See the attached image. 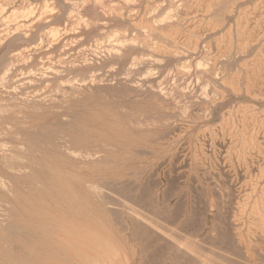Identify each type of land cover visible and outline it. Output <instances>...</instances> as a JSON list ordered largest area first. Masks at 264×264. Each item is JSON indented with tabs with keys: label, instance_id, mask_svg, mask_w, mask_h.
<instances>
[{
	"label": "rangeland",
	"instance_id": "rangeland-1",
	"mask_svg": "<svg viewBox=\"0 0 264 264\" xmlns=\"http://www.w3.org/2000/svg\"><path fill=\"white\" fill-rule=\"evenodd\" d=\"M73 1L82 0H54L53 4L48 0H0V75L4 77V82L0 77V86L5 84L3 91L0 87V98H4L0 99V149L4 146L8 154L0 162L4 185L3 190L0 187V264H105L101 252L97 260V242L112 235L113 225L126 226L127 220L144 221L141 215L171 210L177 194H194L193 203L201 205L212 193L219 209L245 208L249 217L264 212V77H260L264 76V0H185L177 4L182 11L177 17V10L165 0H93L95 12H85L86 18L70 22ZM109 8L121 10L123 20L115 18ZM41 12L53 23L30 26ZM88 19H95L93 28L86 25ZM164 19H169L172 31L162 37L157 31L151 33L149 26L164 25ZM110 41L120 42L121 48ZM32 45L40 47L34 54L29 52ZM107 46L114 50L108 51ZM23 49L24 60H18L14 54ZM145 56L151 57L147 60ZM60 59L77 61L71 68L60 65ZM221 59L224 62L217 63ZM40 61L43 67L71 73L73 79L58 85L57 79L63 76L56 78L47 69L43 75L27 71L28 67L41 69ZM212 74L220 77L213 79ZM90 75L98 80L94 83ZM185 75L188 86L182 83ZM126 76L145 90L135 92L117 84ZM245 80L249 87L244 86ZM146 86L168 95L173 91V99L163 105ZM41 96H47L46 101ZM23 99L30 101L22 103ZM251 139L258 144H250Z\"/></svg>",
	"mask_w": 264,
	"mask_h": 264
},
{
	"label": "crops",
	"instance_id": "crops-1",
	"mask_svg": "<svg viewBox=\"0 0 264 264\" xmlns=\"http://www.w3.org/2000/svg\"><path fill=\"white\" fill-rule=\"evenodd\" d=\"M195 197L177 194L171 210L141 215L144 221L127 220L126 226L113 225L112 235L97 242V260L101 252L105 264H264V229L259 227L264 217L258 219L262 215L250 218L247 211L219 209L212 193L201 205L193 203ZM150 221L151 226L145 223Z\"/></svg>",
	"mask_w": 264,
	"mask_h": 264
},
{
	"label": "bare ground",
	"instance_id": "bare-ground-1",
	"mask_svg": "<svg viewBox=\"0 0 264 264\" xmlns=\"http://www.w3.org/2000/svg\"><path fill=\"white\" fill-rule=\"evenodd\" d=\"M28 1H29V0H28ZM48 1H50V4H53L52 2H53L54 0H48ZM98 1H99V0H98ZM100 1H101V0H100ZM103 1H104V0H103ZM165 1H166V2L168 1L170 7L175 8V9H173V10H177L176 13H175V11H174V13L176 14V17H177V15H178V16H179V15L181 16L182 11H180L179 9H177V4L180 5V3H181V5H182V4L184 3L185 0H165ZM224 1H225V0H224ZM96 2H97V0H96ZM101 2H102V1H101ZM154 2H155V1H154ZM161 2H162V1H161ZM43 3H44V2H43ZM112 3H113V2H112ZM168 3H167V4H168ZM189 3H190V2H189ZM30 4H31V3H30ZM41 4H42V3H41ZM44 4H45V3H44ZM99 4H100V3H99ZM99 4H98V5H99ZM116 4H117V3H116ZM153 4H154V3H153ZM162 4H163V3H162ZM211 4H212V3H211ZM216 4H218V3L216 2ZM237 4H238V3H237ZM15 5H16V4H15ZM36 5H37V4H36ZM103 5H104V4H103ZM121 5H122V4H121ZM185 5H186V4H185ZM189 5H190V4H189ZM213 5H214V3H213ZM5 6H7V5H5ZM31 6H32V4H31ZM33 6H34V5H33ZM46 6H47V5H46ZM96 6H97V5H96L95 1H93V0H82L81 3H80V2H77V1H73V2L69 5V7H70L71 10H72V11L70 12L71 15H70V16L68 15L69 18L71 19L70 22H71L72 20H73V21H78V20H80V19H82V18H86V17H83V16H85V15H84L85 12L87 13V12H89V11H94L95 8H96ZM101 6H102V5H101ZM107 6H108V5H107ZM113 6H114V5H113ZM116 6H117V5H116ZM116 6H115V7H116ZM165 6H167V5L165 4ZM169 6H168V7H169ZM103 7H104V6H103ZM110 7H111V6H110ZM53 8H54V6H53ZM139 8H140V7H139ZM160 8H161V7H160ZM183 8H184V5L182 6V9H183ZM185 8H186V7H185ZM6 9H7V8H6ZM22 9H23V8H22ZM27 9H28V8H27ZM98 9H99V8H98ZM98 9H97V10H98ZM109 9H110L111 12L114 14L115 18H119L120 20H121V19L123 20V17H124V16H123V14H122L123 12L120 13L121 10H118V9L115 10L114 8H109ZM169 9H170V8H169ZM180 9H181V8H180ZM186 9H187V8H186ZM213 9H214V8H213ZM3 10H4V9H3ZM37 10H38V9H37ZM106 10H107V9H106ZM165 10H166V9H165ZM167 10H168V9H167ZM32 11H33V10H32ZM95 11H96V10H95ZM95 11H94V12H95ZM108 11H109V10H108ZM118 11H119V12H118ZM64 12H65V11H64ZM98 12H99V11H98ZM101 12H102V11H101ZM104 12H105V11H104ZM111 12H110V13H111ZM129 12H131V11H129ZM162 12H163V10H162ZM167 12H168V11H167ZM164 13H165V12H164ZM172 13H173V12H172ZM174 13H173V15H174ZM124 14H125V13H124ZM160 14H162V13L160 12ZM160 14H159V15H160ZM169 14L171 15V13H169ZM183 14H184V13H183ZM20 15H21V14H20ZM20 15H19V16H20ZM87 15H88V14H87ZM159 15H157V16H159ZM166 15H167V14H166ZM166 15H163V16L165 17ZM170 15H168V16H170ZM225 15H227V14H225ZM229 15H230V14H229ZM231 15H233V14H231ZM61 16H62V15H61ZM105 16H106V15H105ZM125 16H126V15H125ZM219 16H220V15H219ZM25 17H26V16H25ZM126 17H127V16H126ZM160 17H162V15H160ZM227 17H228V16H227ZM18 18H20V17H18ZM50 18H51V17H50L49 15L45 14L44 12H43V13L41 12V13H39L37 19H36V20L34 19V20H35L34 22H31V23L29 22V23H30V26H32L34 23H38V24L41 23V24H43L44 26H46V25L49 24L50 22L53 23V21L50 20ZM88 18H90V17H88ZM91 18H93V17H91ZM142 18H143V17H142ZM157 18H159V17H157ZM165 18H167V17H165ZM168 18H169V17H168ZM171 18H172V16H171ZM173 18H175V17L173 16ZM179 18L181 19V17H179ZM218 18H219V17H218ZM228 18H229V17H228ZM97 19H98V18H97ZM159 19H160V18H159ZM159 19H158L157 22H159ZM162 19H163V18H162ZM23 20H24V19H23ZM28 20H29V19H28ZM115 20H116V19H115ZM126 20H127V19H126ZM145 20H146V19H145ZM164 20H165V19H164ZM164 20H163V21H164ZM178 20H179V19H178ZM216 20H217V19H215V22H216ZM30 21H31V20H30ZM68 21H69V19H68ZM68 21H67V22H68ZM152 21H153V20H152ZM154 21H155V20H154ZM160 21L162 22V20H160ZM165 21H166V20H165ZM174 21H176V20H174ZM179 21H180V20H179ZM218 21H219V20H218ZM55 22H56V21H55ZM70 22H69V23H70ZM81 22H82V21H81ZM122 22H123V21H122ZM147 22H148V21H147ZM155 22H156V21H155ZM155 22H153V23H155ZM168 22H169V19H168V21H166V24H164V25L159 26L161 23H156L157 26H159V27H156V28H155V27H154L155 24H154V25L149 26L148 29H150V32H151V31H157V32L161 35V37H162V35H163V36L168 35V34L172 31V28H171L172 25H171V23L168 25V24H167ZM172 22H173V20H172ZM213 22H214V21H213ZM230 22H231V21H230ZM20 23H21V22H20ZM26 23H27V21L24 22L23 25L25 26ZM72 23H74V22H72ZM95 23H96L95 19H90V20L88 19V24H86V25H88V26H89V29H90V28H93V27H94ZM102 23H103V22H102ZM125 23H126V21H125ZM164 23H165V22H164ZM217 23H218V22H217ZM27 24H28V23H27ZM64 24H65V23H64ZM109 24H110V23H109ZM215 24H216V23H215ZM225 24H226V23H225ZM252 24H253V23H252ZM1 25H2V24H1ZM65 25H66V24H65ZM69 25H70V24H69ZM130 25H131V24H130ZM170 25H171V26H170ZM175 25H176V24H175ZM175 25H174V26H175ZM24 26H23V27H24ZM28 26H29V25H28ZM37 26H38V25H37ZM67 26H68V24H67ZM106 26H107V25H106ZM174 26H173V27H174ZM177 26H178V23H177ZM50 27H53V26L51 25ZM50 27H49V28L47 27V28L51 30ZM125 27H127V26H125ZM20 28H22V26H21ZM24 28H25V27H24ZM31 28H32V27H31ZM79 28H80V27H79ZM176 28H177V27H176ZM178 28H179V27H178ZM223 28H224V27H223ZM54 29H55V28H54ZM58 29L60 30V28H58ZM64 29H65V28H64ZM64 29H63V30H64ZM82 29H83V28H82ZM148 29H147V30H148ZM180 29H181V28H180ZM180 29H179V30H180ZM11 30H12V29H11ZM22 30H23V28H22ZM31 30H32V29H31ZM55 30H56V29H55ZM68 30H69V29H68ZM68 30H67V31H68ZM136 30H137V29H136ZM177 30H178V29H177ZM177 30H176V31H177ZM221 30H222V29H221ZM5 31H6V30H5ZM52 31H54V30H52ZM70 31H72V30H70ZM93 31H94V29H93ZM121 31H122V30H121ZM123 31H125V30H123ZM182 31H183V30H182ZM13 32H15V31H13ZM45 32H46V31H45ZM47 32H48V31H47ZM114 32H115V33H114ZM114 32H113V33L116 35V31H114ZM141 32H142V31H141ZM150 32H149V33H150ZM157 32H155V34H156ZM10 33H11V32H10ZM51 33H53V32L50 31V34H51ZM63 33H64V32H63ZM75 33H76V32H75ZM118 33H119V32H118ZM120 33H121V32H120ZM133 33H134V32H133ZM151 33H154V32H151ZM177 33H178V32H177ZM224 33H225V32H224ZM241 33H242V32H241ZM30 34H31V33H30ZM41 34H42V33H41ZM43 34H45V33H43ZM48 34H49V33H48ZM50 34H49V35H50ZM65 34H66V33H65ZM98 34H99V33H98ZM102 34H103V33H102ZM246 34H247V33H246ZM17 35H18V34H17ZM126 35H127V34H126ZM152 35H153V34H152ZM191 35H192V34H191ZM213 35H214V34H213ZM237 35H238V34H237ZM242 35H243V33H242ZM45 36H46V35H45ZM112 36H113V35H112ZM116 36H117V35H116ZM143 36H144V35H143ZM169 36H170V35H169ZM231 36H232V35H231ZM246 36H247V35H246ZM41 37H42V36H41ZM46 37H47V36H46ZM148 37H149V36H148ZM151 37H152V36H151ZM155 37H156V35H155ZM188 37H190V36H188ZM209 37H210V36H209ZM247 37H248V36H247ZM42 38H43V37H42ZM44 38H45V37H44ZM166 38H167V36H166ZM171 38H172V37H171ZM191 38H193V37H191ZM226 38H227V37H226ZM228 38H229V37H228ZM251 38H253V37H251ZM46 39H47V38H46ZM49 39H50V37H49ZM106 39H108V38H106ZM111 39H113V38H111ZM156 39H157V38H156ZM194 39H195V38H194ZM253 39H254V38H253ZM101 40H102V39H101ZM109 40H110V39H109ZM114 40H115V39H114ZM116 40H117V38H116ZM118 40L120 41V39H118ZM148 40H149V39H148ZM150 40H151V39H150ZM196 40H198V39H196ZM40 41H42V40H40ZM106 41H107V40H106ZM155 41H156V40H155ZM168 41H169V39H168ZM240 41H241V40H240ZM248 41H249V40H248ZM260 41H261V40H260ZM45 42H46V41H45ZM47 42H48V41H47ZM56 42H57V41H56ZM110 42H112V41H110ZM124 42H125V41H124ZM126 42H127V41H126ZM144 42H145V41H144ZM144 42H143V45H145L146 48H150V47H151V45H149L148 43H145V44H144ZM152 42H153V41H152ZM171 42H172V41H171ZM195 42H197V41H195ZM195 42H194V43H195ZM64 43H65V42H64ZM112 43H113V42H112ZM127 43H128V42H127ZM102 44H103V42H102ZM116 44H118V43H116ZM119 44H120V42H119ZM119 44H118V45H119ZM163 44H164V43H163ZM167 44H168V43H167ZM167 44H166V45H167ZM240 44H241V43H240ZM242 44H243V43H242ZM38 45H40V44L38 43ZM38 45H32V46L30 47V49H29V52H31L32 54H34V52L36 53V51H38V48H40V47H38ZM107 45H108V44H107ZM112 45L115 46V47L118 46V45H114V43H113ZM133 45H134V44H133ZM136 45H137V44H136ZM143 45H142V47H144ZM173 45H174V44H173ZM190 45H191V44H190ZM195 45H196V43H195ZM197 45H198V44H197ZM200 45H201V44H200ZM71 46H72V45H71ZM153 46H154V45H153ZM171 46H172V45H171ZM204 46H205V45H204ZM252 46H254V45H252ZM61 47H62V46H61ZM65 47H66V46H65ZM68 47H69V46H68ZM105 47H106V46H105ZM105 47H104V48H105ZM107 47H108V51H109V50H111V51L114 50V47H113V48H111V46H110V47L107 46ZM118 47L121 48L120 46H118ZM172 47H173V46H172ZM172 47H171V48H172ZM175 47H176V46H175ZM41 48H43L42 45H41ZM80 48H81V47H80ZM146 48H145V49H146ZM236 48H237V47H236ZM247 48H248V47H247ZM20 49H21V48H20ZM105 49H106V48H105ZM112 49H113V50H112ZM145 49H144V50H145ZM167 49H168V48H167ZM174 49H175V48H174ZM199 49H200V48H199ZM223 49H224V48H223ZM232 49H233V48H232ZM248 49H249V48H248ZM39 50H40V49H39ZM42 50H43V49H42ZM137 50H138V49H137ZM148 50H149V49H148ZM176 50H177V49H176ZM185 50H186V49H185ZM192 50H193V49H192ZM194 50H195V49H194ZM235 50H236V49H235ZM235 50H234V51H235ZM43 51H45V50H43ZM78 51H79V50H78ZM106 51H107V50H106ZM117 51H118V50H117ZM198 51H199V50H198ZM209 51H210V50H209ZM246 51H247V50H246ZM25 52H26V51L23 49V50H17L16 54H14V53H13V54H14L15 57L17 56V58H18V57H19V58H23V57L25 56V54H26ZM164 52L167 53V51H164ZM180 52H181V50H180ZM210 52H211V51H210ZM261 52H262V51H261ZM78 53H80V52H78ZM92 53H93V52H92ZM169 53H170V52H169ZM191 53H192V52H191ZM201 53H202V52H201ZM208 53H209V52H208ZM222 53H223V52H222ZM226 53H227V52H226ZM236 53H237V52H236ZM240 53H241V51H239V54H240ZM249 53H250V52H249ZM249 53H248V54H249ZM86 54H87V53H86ZM116 54H117V53H116ZM156 54H157V53H156ZM172 54H173V53H172ZM241 54H242V53H241ZM244 54H246V53H244ZM248 54H247L246 56H248ZM81 55H82V54H81ZM84 55H85V54H84ZM144 55H145V54H144ZM173 55H174V54H173ZM177 55H178V54H177ZM218 55H219V54H218ZM12 56H13V55H12ZM27 56H28V55H27ZM31 56H33V55H31ZM49 56H51V55H49ZM100 56H101V55H100ZM117 56H118V55H117ZM214 56H215V55H214ZM239 56H240V55H239ZM246 56H243V57H246ZM249 56H250V55H249ZM255 56H256V55H255ZM257 56H258V55H257ZM47 57H48V56H47ZM58 57H60V56H58ZM58 57H56V59H58ZM66 57H67V56H66ZM66 57H65V58H66ZM106 57H107V56H106ZM138 57H139V56H138ZM143 57H144V56H143ZM145 57H146V56H145ZM150 57H151V56H150ZM150 57H148V58H150ZM183 57H184V55H183ZM226 57H227V56H226ZM231 57H232V56H231ZM240 57H241V56H240ZM19 58H18V60H19ZM29 58H30V56H29ZM45 58H46V56H45ZM48 58H49V60H50V57H48ZM67 58H68V57H67ZM72 58H73V57H72ZM72 58H71V59H72ZM74 58H75V57H74ZM139 58H140V57H139ZM146 58H147V57H146ZM148 58H147V60H148ZM174 58H175V57H174ZM185 58H187V57H185ZM200 58H201V57H200ZM220 58H221V57H220ZM222 58H223V57H222ZM247 58H248V57H247ZM10 59H11V58H10ZM10 59H9V61H10ZM13 59H14V58H13ZM26 59H28V58H26ZM39 59H40V58H39ZM46 59H47V58H46ZM56 59H55L54 61H57V64H58L59 60H56ZM61 59H62V58H61ZM61 59H60V61H61V62H60V63H61L60 65L63 64L62 66H66V67H71V66L74 67V66H75L74 63L77 61V60H76V61H73V60L70 61V60H69L67 63H65V62L63 61L64 59H63V60H61ZM84 59H85V58H84ZM136 59H137V57H136ZM155 59H156V58H155ZM192 59H193V58H192ZM223 59H224V58H223ZM223 59H221V60H223ZM11 60H12V59H11ZM16 60H17V59H16ZM23 60H24V58H23ZM23 60H22V61H23ZM41 60H43V59H41ZM51 60H53V58H52ZM66 60H67V59H66ZM138 60H139V61H138ZM152 60H153V59H152ZM203 60H205V59H203ZM212 60H213V59H212ZM216 60H218V59L215 58V61L213 60L214 63L216 62ZM221 60L217 61V63L220 62V64H222V62H224V60H223V61H221ZM227 60H228V59H227ZM227 60H225V61H227ZM230 60H231V59H230ZM235 60H236V59H235ZM242 60H243V59H242ZM13 61H15V60H13ZM43 61H44V60H43ZM80 61H81V60H80ZM135 61H136V60H135ZM137 61L140 62L141 60H140V59H137ZM137 61H136V62H137ZM143 61H144V60H143ZM155 61H156V60H155ZM201 61H202V60H201ZM236 61H237V60H236ZM15 62H16V61H15ZM20 62H21V61H20ZM24 62H25V61H24ZM30 62H31V61H30ZM40 62H41V61H40ZM109 62H110V61H109ZM133 62H134V61H133ZM153 62H154V61H153ZM156 62H157V61H156ZM156 62H155V63H156ZM185 62H186V61H185ZM187 62H188V61H187ZM206 62H207V61H206ZM42 63H44V62H41V64H42ZM52 63H53V62H52ZM54 63H55V62H54ZM77 63H78V62H77ZM101 63H102V62H101ZM140 63H141V62H140ZM143 63H144V62H143ZM179 63H180V62H179ZM179 63H178V64H179ZM193 63H194V62H193ZM45 64H46V63H45ZM47 64H48V62H47ZM71 64H73V65H71ZM80 64H81V63H80ZM137 64H138V63H137ZM150 64H152V63H150ZM180 64H181V63H180ZM195 64H196V63H195ZM210 64H211V63H210ZM212 64H213V63H212ZM230 64H231V63H230ZM247 64H248V63H247ZM253 64H255V63H253ZM257 64H258V63H257ZM12 65H13V64H12ZM12 65H11V66H12ZM60 65H59V66H60ZM68 65H69V66H68ZM146 65H147V64H146ZM153 65H154V64H153ZM213 65H214V64H213ZM223 65L226 66V63L223 64ZM34 66H35V65H34ZM41 66H42L41 69H39L40 67H39L38 69H36L35 67H33V68H35V69H33L32 67H30V68L28 67L29 70H27V71H29V72H32V71H34V70H36V71H38V72L41 71V75H43V74H44L43 72L46 71L45 69H47V70H49V73H53L54 75H56V78L59 77V76H63L62 78H59V81H58V79H57L56 82L58 83V85H61V84L66 83V82L69 83V82L73 79V77H72V79H70L71 73H69V72H67L66 75H64L63 73H60L61 71L59 72V71H57L56 69H54V70L51 69V67H50V68H49V67H45L46 65H44V67H43V64H42ZM76 66H77V65H76ZM148 66H150V65H148ZM180 66H181V65H180ZM251 66H252V65H251ZM9 67H10V66H9ZM136 67H137V66H136ZM136 67H135V68H136ZM141 67H142V66H141ZM150 67H151V66H150ZM175 67H176V66H175ZM177 67H178V66H177ZM206 67H207V66H206ZM216 67H217V66H216ZM222 67L224 68V66H222ZM71 68H72V67H71ZM132 68H134V67H132ZM146 68H147V67H146ZM208 68H210V66L207 67V69H208ZM218 68H219V66H218ZM228 68H229V67H228ZM246 68H247V67H246ZM257 68H258V67H257ZM260 68H262V67H260ZM58 69H59V68H58ZM68 69H69V68H68ZM82 69H83V68H82ZM148 69H149V68H148ZM195 69H196V68H195ZM195 69H194V70H195ZM205 69H206V68H205ZM211 69H212L211 72H212V71H216V70H215L216 68H214L213 66L211 67ZM213 69H214V70H213ZM250 69H251V68H250ZM84 70H85V69H84ZM94 70H95V69H94ZM182 70H183V69H182ZM189 70H190V69H189ZM208 70H209V69H208ZM218 70H219V69H218ZM221 70H223V69H221ZM251 70H253V69H251ZM259 70H261V69H259ZM7 71H8V70H7ZM27 71L24 72V73H27ZM36 71H35V72H36ZM50 71H52V72H50ZM92 71H93V69H92ZM155 71H156V70H155ZM191 71H192V70H191ZM209 71H210V70H209ZM209 71H208V72H209ZM226 71H227V70H226ZM229 71H230V70H229ZM248 71H250V70H248ZM1 72L3 73L4 71H1ZM104 72H105V71H104ZM198 72H199V70H198ZM208 72H207V73H208ZM232 72H233V71H232ZM252 72H253V71H252ZM256 72H257V71H256ZM258 72H260V71H258ZM2 73H1V74H2ZM42 73H43V74H42ZM205 73H206V72H205ZM209 73H210V72H209ZM209 73H208V74H209ZM212 73H214V72H212ZM215 73H217V72H215ZM218 73H219V72H218ZM247 73H248V72L246 71V74H247ZM5 74H6V72H4V76H5ZM36 74H38V73H36ZM69 74H70V75H69ZM90 74H91V73H90ZM146 74H147V73H146ZM148 74H149V72H148ZM150 74H151V72H150ZM169 74H170V73H169ZM182 74H183V73H182ZM185 74H186V73H185ZM193 74H194V73H193ZM195 74H198V73H195ZM203 74H204V73H203ZM208 74H207V75H208ZM210 74H211V73H210ZM243 74H244V72H243ZM243 74H242V76H243ZM246 74H245L244 77L247 78ZM254 74H255V71H254ZM257 74H258V73H257ZM261 74H262V73H261ZM93 75H94V74H93ZM143 75H144V74H143ZM166 75H167V74H166ZM166 75H164V76H166ZM179 75H180V74H179ZM213 75H214V74H212L211 76L209 75V76L213 78ZM215 75H218V74H215ZM219 75H220V74H219ZM223 75H224V74H223ZM6 76H7V75H6ZM27 76H28V75H27ZM44 76H45V75H44ZM99 76H100V75H99ZM115 76H116V75H115ZM124 76H125V75H124ZM154 76H156V75H154ZM161 76H162V75H161ZM167 76H168V75H167ZM167 76H166V77H167ZM187 76H188V75H187ZM187 76L185 75V78H183V80H184V79H185V80H186V79L188 80ZM201 76H202V74H201ZM225 76H227V75H225ZM231 76H232V75H231ZM250 76H251V75H250ZM255 76H256V75H255ZM255 76H253L252 78H254ZM0 77H2V79H3V78H4V77H3V74L0 75ZM20 77H21V76H20ZM41 77H42V76H41ZM91 77H93L94 83L96 82V80H98V77H97V76H91V75H90V78H91ZM127 77H128V76H126L125 78H120V79L118 80V83H117V84H119L120 86H121V85L126 86L127 88H129L130 90H133V91H135V92H141V91H144V90H145L143 87H141V85H137L138 82L135 84L132 80H130V79L127 78ZM166 77H165V78H166ZM183 77H184V75H183ZM198 77H199V76H198ZM215 77L217 78V76H214L213 79H215ZM219 77H220V76H219ZM219 77H218V78H219ZM260 77L262 78V77H264V76L260 75ZM9 78H11V77H9ZM118 78H119V77H118ZM145 78H146V77H145ZM174 78H175V77H174ZM174 78H173V79H174ZM218 78H217V80H218ZM225 78H226V77H225ZM249 78H251V77H249ZM257 78H258V76H257ZM2 79H1V80H2ZM17 79H18V78H17ZM17 79H16V80H17ZM39 79H40V77H39ZM177 79H178V78H177ZM198 79L200 80V78H198ZM233 79H234V78H233ZM255 79H256V77H255ZM255 79H254V80H255ZM9 80H10V79H9ZM16 80H15V81H16ZM76 80H77V79H76ZM89 80H90V79H89ZM91 80H92V79H91ZM116 80H117V79H116ZM175 80H176V79H175ZM178 80H179V79H178ZM178 80H176V83H177ZM183 80L181 79V80H179V81H183ZM185 80H184V82H182V83H185V84L188 86V84H190V83L188 82V84H187V82H185ZM189 80H190V79H189ZM199 80H198V81H199ZM224 80H227V79H224ZM260 80H261V79H260ZM77 81H78V80H77ZM146 81H147V79H146ZM173 81H174V80H173ZM194 81H195V79H194ZM227 81H228V80H227ZM229 81H231V80H229ZM232 81H233V80H232ZM0 82H1V81H0ZM3 82H4V79H3ZM5 82H6V81H5ZM72 82H73V81H72ZM75 82H76V81H75ZM80 82L82 83V81H80ZM91 82H93V81H90V83H91ZM142 82H143V81H142ZM162 82H163V81H162ZM164 82H165V81H164ZM190 82H191V81H190ZM192 82H193V81H192ZM205 82H206V81H205ZM205 82H204V83H205ZM225 82H226V81H225ZM245 82H246V83H245L244 86H245V87H249V86H248V80H245ZM249 82H250V80H249ZM255 82H256V80H255ZM262 82H263V81H262ZM57 83H56V84H57ZM84 83H85V82H84ZM144 83H145V82H144ZM179 83H180V82H179ZM231 83H232V82H231ZM231 83H230V84H231ZM241 83H242V82H241ZM250 83L253 84V82H250ZM257 83H258V82H257ZM0 84H1V83H0ZM20 84H21V83H20ZM50 84H51V83H50ZM85 84L87 85V83H85ZM85 84H84V85H85ZM88 84H89V83H88ZM106 84H107V83H106ZM149 84H154V83L151 82V83H149ZM160 84H161V83H160ZM160 84H159V85H160ZM185 84H183V85L185 86ZM192 84H193V83H192ZM192 84H191V85H192ZM238 84H240V83H238ZM238 84H237V86H239ZM2 85H3V84H2ZM47 85H48V84H47ZM52 85H53V84H52ZM144 85H145V84H144ZM175 85H176V84H175ZM180 85H181V84H180ZM235 85H236V84H235ZM235 85L233 84V88H234ZM242 85H243V83H242ZM89 86H90V85H89ZM89 86H88V87H89ZM116 86H117V85H116ZM151 86H152V85H151ZM160 86H161V85H160ZM181 86H182V85H181ZM181 86H180V88H181ZM187 86H186V87H187ZM237 86H236V87H237ZM258 86H259V84H258ZM0 87H1V86H0ZM4 87H5V84H4ZM4 87H1V90H2V88H4ZM10 87L12 88V86H10ZM86 87H87V86H86ZM92 87H93V86H92ZM177 87H178V86H177ZM242 87H243V86H242ZM251 87L253 88V86H251ZM6 88H7V85H6ZM6 88H5V89H6ZM11 88H9V90H8L9 92H10V89H11ZM17 88H18V87H17ZM59 88H60V87H59ZM89 88H90V87H89ZM152 88H153V87H147V86H146V91L152 93V96L156 97L158 100H160L161 102H163V103L160 102L161 104L165 105V104L168 103V102H167L168 100H171V98H172V96H173V94H172L173 91H171V93H170V92H167V93H170V94H171V95H170V94L168 95V94L163 93V92H162L163 90H161L160 88H159L158 90H154V89H152ZM180 88H179V89H180ZM189 88H190V87H189ZM202 88H203V87H202ZM252 88H251V89H252ZM12 89H13V88H12ZM129 89H127V90H129ZM142 89H143V90H142ZM156 89H157V88H156ZM164 89H165V87H164ZM176 89H178V88H176ZM176 89H175V90H176ZM211 89H212V87H211ZM257 89H258V88H257ZM261 89H262V88H261ZM15 90H16V89H15ZM76 90H77V89H76ZM78 90H79V89H78ZM80 90H81V87H80ZM120 90H121V89H120ZM200 90H201V89H200ZM240 90H241V89H240ZM240 90H239V91H240ZM246 90H247V88H246ZM246 90H245V91H246ZM252 90H253V89H252ZM2 91H3V90H2ZM13 91H14V90H13ZM13 91H12V92H13ZM67 91H68V90H67ZM87 91H88V89H87ZM89 91H90V89H89ZM95 91H96V90H95ZM117 91H118V90H117ZM117 91H116V92H117ZM124 91H125V90H124ZM165 91H166V90H165ZM178 91H179V90H178ZM178 91H177V92H178ZM180 91H181V90H180ZM182 91H183V90H182ZM201 91H202V90H201ZM243 91H244V90H243ZM248 91H249V88H248ZM254 91H255V89H254ZM260 91H261V90H260ZM12 92H10V93H12ZM17 92H18V91H17ZM62 92H63V91H62ZM64 92H66V91H64ZM69 92H71V91H69ZM125 92H126V91H125ZM135 92H134V93H135ZM177 92H176V93H177ZM206 92H207V91H206ZM209 92H210V91H209ZM213 92H214V91L212 90V93H213ZM251 92H252V91H251ZM0 93H1V92H0ZM4 93H5V92H4ZM4 93H3V94H4ZM6 93H8V92H6ZM23 93H24V92H23ZM74 93H75V94H74ZM74 93H73V94L76 95V92H75V91H74ZM178 93H179V92H178ZM183 93H184V92H183ZM186 93H187V91H186ZM186 93H185V94H186ZM215 93H216V92H215ZM215 93H214V94H215ZM235 93H237V92H235ZM241 93H242V92H241ZM12 94H13V93H12ZM63 94H64V93H63ZM65 94L67 95V93H65ZM70 94H71V93H69V95H70ZM77 94H78V93H77ZM126 94H128V92H126ZM135 94H136V93H135ZM137 94H138V93H137ZM143 94H144V93H143ZM201 94H202V93H201ZM250 94H251V93H250ZM252 94H253V93H252ZM0 95H2V94H0ZM5 95H8V94H5ZM5 95H3V96H5ZM10 95H11V94H10ZM16 95H17V94H16ZM20 95H24V94H20ZM32 95H33V94H32ZM69 95H68V96H69ZM130 95H131V93H130ZM176 95H180V94H176ZM181 95H182V94H181ZM183 95H184V94H183ZM191 95H192V94H191ZM208 95H209V94H208ZM215 95H216V94H215ZM218 95H219V94H218ZM17 96H18V95H17ZM47 96H48V95H47ZM47 96H46V98L41 96L42 98L39 97V99H41V100H42L43 98L47 99ZM70 96H72V95H70ZM139 96H141V95L138 94V97H139ZM206 96H207V95H206ZM206 96H205V97H206ZM211 96H212V95H211ZM213 96H214V95H213ZM213 96H212V97H213ZM231 96H232V95H231ZM7 97H8V96H7ZM12 97H13V96H12ZM12 97H11V98H12ZM65 97H66V96L64 95L63 98L66 99ZM132 97H133V96H132ZM150 97H151V96H150ZM176 97H177V96H176ZM202 97L205 98L204 96H202ZM202 97H200V98L202 99ZM212 97H210V98H212ZM217 97H218V96H217ZM229 97H230V96H229ZM18 98H19V97H18ZM50 98H51V96H50ZM52 98H53V97H52ZM56 98H57V97H56ZM145 98H146V97H145ZM148 98H149V97H148ZM181 98H182V97H181ZM195 98H196V96H195ZM197 98H199V97H197ZM208 98H209V97H208ZM218 98H219V97H218ZM0 99H3V100H4V98H0ZM6 99H7V98H6ZM39 99H38V100H39ZM58 99H60V98H58ZM172 99H173V98H172ZM179 99H180V98H179ZM192 99L194 100V98H192ZM192 99H191V100H192ZM201 99H200L199 102H201ZM205 99H206V98H205ZM246 99H247V98H246ZM256 99H257V98H256ZM3 100H2V101H3ZM18 100H19V99H18ZM26 100H27V98H26ZM26 100H25V101H26ZM43 100H44V99H43ZM48 100H49V99H48ZM124 100H125V99H124ZM134 100H136V99H134ZM183 100H184V99H183ZM196 100H197V99H196ZM212 100H215V101H216L217 99H216V97H215V99H212ZM225 100H226V98H225ZM249 100H250V99H249ZM257 100H258V99H257ZM14 101H15V100H14ZM23 101H24V99H23ZM25 101L22 102V103H25ZM28 101H30V100H28ZM28 101H26V103H28ZM39 101H40V100H39ZM44 101H46V100H44ZM44 101H43V102H44ZM52 101H53V99H52ZM62 101H63V100H62ZM150 101H151V100H150ZM174 101H175V100H173V102H174ZM178 101H179V100H178ZM210 101H211V100H210ZM221 101H222V100H221ZM259 101H260V100H259ZM259 101H258V102H259ZM261 101H262V100H261ZM261 101H260V102H261ZM15 102H16V101H15ZM15 102H14V103H15ZM19 102H20V101H19ZM41 102H42V101H41ZM43 102H42V103H43ZM47 102H48V101H47ZM158 102H159V101H158ZM165 102H166V103H165ZM184 102H185V101H184ZM190 102H191V101H190ZM203 102H204V101H203ZM207 102H208V99H207ZM207 102H206V103H207ZM217 102H219V101H217ZM222 102H224V101H222ZM260 102H259V104H261ZM1 103H2V102H1ZM6 103H7V102H6ZM30 103H32V102H30ZM164 103H165V104H164ZM192 103H193V102H192ZM208 103H209V102H208ZM210 103H211V102H210ZM231 103H232V102H231ZM251 103H252V102H251ZM34 104H35V103H34ZM46 104H47V103H46ZM171 104H172V103H171ZM176 104H177V103H176ZM190 104H191V103H190ZM198 104H199V103H198ZM201 104H202V103H201ZM215 104H216V105H215ZM215 104L212 103V104H210V106H211V105H212V107H213L214 105L217 106V103H215ZM223 104H224V103H223ZM11 105H12V104H11ZM20 105H21V104H20ZM25 105H26V104H25ZM32 105H33V103H32ZM61 105H62V104H61ZM155 105H156V104H155ZM158 105H159V104H158ZM167 105H168V104H167ZM169 105H170V104H169ZM204 105H206V104L204 103ZM218 105H219V104H218ZM225 105H226V104H225ZM215 106H214V107H215ZM221 106H222V105H221ZM18 107H19V106H18ZM20 107H21V106H20ZM23 107H24V106H22V108H23ZM201 107H202V106H201ZM212 107H210V108H212ZM14 108H15V107H14ZM208 108H209V107H208ZM167 109L169 110L168 107H167ZM181 109H183V111H184V108H181ZM0 110H2V108H1ZM3 110H4V109H3ZM6 110H7V109H6ZM30 110H31V109H30ZM32 110L34 111V107H33ZM186 110H187V109H186ZM203 110H204V109H203ZM218 110H219V109H218ZM35 111H36V109H35ZM177 111H178V110H177ZM188 111H189V110H188ZM190 111H191V110H190ZM198 111H199V110H198ZM204 111H205V110H204ZM204 111H203V113H204ZM210 111H212V110H210ZM215 111H216V108H215ZM25 112H26V110H25ZM181 112H182V111H181ZM181 112H180V113H181ZM183 113H184V112H183ZM188 113H189V112H188ZM197 113H198V112H197ZM197 113H196V115H197ZM168 114H169V113H168ZM171 114H172V113H171ZM190 114H191V113H190ZM215 114H216V113H215ZM196 115H195V116H196ZM199 115H200V113H199ZM5 116H6V115H5ZM145 116H146V115H145ZM145 116H144V117H145ZM203 116H204V115H203ZM146 117H147V116H146ZM146 117H145V118H146ZM177 117H178V116H177ZM201 117H202V116H201ZM206 117H208V116H206ZM212 118H213V117H212ZM129 119H130V118H129ZM136 119H137V118H136ZM199 119H200V118H199ZM201 119H202V118H201ZM149 120H150V119H149ZM182 120H183V119H182ZM133 121H134V120H133ZM138 121H141V120H138ZM175 121H176V120H175ZM192 121H193V120H192ZM135 122H136V121H135ZM143 122H144V121H143ZM139 123H140V122H139ZM144 123H145V125H146V122H144ZM144 123H143V126H144ZM168 123H169V122H168ZM171 123H172V122H171ZM150 124H151V122H150ZM150 124H149V125H150ZM244 124H245V123H244ZM250 125H251V124H250ZM12 126H13V125H12ZM146 126H147V125H146ZM186 126H187V125H186ZM243 126H244V125H243ZM40 127H41V126H40ZM131 127H132V126H131ZM139 127H140V126H139ZM147 127L149 128V126H147ZM24 128H25V127H24ZM29 128H30V127H29ZM181 128H182V127H181ZM188 128H189V127H188ZM35 129H37V128H35ZM141 129H142V128H141ZM1 130H2V129H1ZM132 130H134V129H132ZM179 130H180V129H179ZM261 130H262V129H261ZM23 131H24V130H23ZM236 131H237V130H236ZM236 131H235V132H236ZM6 132H7V131H6ZM32 132H33V130H32ZM38 132H39V131H38ZM242 132H243V131H242ZM3 133H4V132H3ZM17 134H19V133H17ZM31 134H32V133H31ZM175 134H176V133H175ZM175 134H174V135H175ZM236 134H237V133H235V136H236ZM238 135H240V134H238ZM243 135H244V134H243ZM1 136H2V135H1ZM3 136H5V135H3ZM6 136H7V135H6ZM18 136H19V135H18ZM30 136H31V135H30ZM32 136H33V135H32ZM168 136H169V135H168ZM7 137H8V136H7ZM24 137H25V136H24ZM176 137H177V136H176ZM231 137H232V136H231ZM241 137H242V136H241ZM16 138H17V137H16ZM162 138L164 139V137H162ZM239 138H240V136H239ZM242 138H243V137H242ZM244 138H245V137H244ZM172 139H173V138H172ZM172 139H170V141H171ZM173 140H174V139H173ZM248 140H249V138H248ZM161 141H162V140H161ZM164 141H165V140H164ZM236 141H237V140H236ZM240 141H242V140H240ZM251 141H252L253 143L250 142V144H253V145H254V143L256 142V141L254 142L253 139H251ZM262 141H263V140H262ZM150 142H151V141H150ZM231 142H232V141H231ZM231 142H230V143H231ZM243 142H244V141H243ZM245 142H246V141H245ZM2 143H3V142H2ZM230 143H229V144H230ZM240 143H241V142H240ZM256 143H257V142H256ZM170 144H171V143H170ZM247 144H248V142H247ZM257 144H258V143H257ZM8 145H9V144H8ZM164 145H165V143H164ZM174 145H175V144H174ZM216 145H217V144H216ZM234 145H235V144H234ZM248 145H249V144H248ZM248 145H247V146H248ZM255 145H256V144H255ZM255 145H254V146H255ZM0 146H1V145H0ZM2 146H3V145H2ZM249 146H250V145H249ZM3 147H4V146H3ZM3 147H1L2 149H0V162L6 161L7 158H8V156H7L8 154H7V155L4 154L5 151H3ZM22 147H23V146H22ZM165 147H166V146H165ZM165 147H164V148H165ZM174 147H175V146H174ZM256 147H257V146H256ZM19 148H20V151H21V149H22L21 146H20ZM160 148H161V147H160ZM4 149H5V148H4ZM6 149H7V147H6ZM259 149H260V148H259ZM24 150H26V149H24ZM62 150H63V149H62ZM167 150H168V149H167ZM170 150H171V149H170ZM22 151H23V150H22ZM26 151H27V150H26ZM66 151H67V152H66ZM66 151H65V152L68 154V150H66ZM239 151H240V150H239ZM245 151H246V149H245ZM83 152H84V151H83ZM241 152H242V151H241ZM241 152H240V153H241ZM5 153H7V152H5ZM78 153H79V152H78ZM80 153H81V151H80ZM84 153H86V152H84ZM31 154H32V153H31ZM76 154H77V153H76ZM76 154L74 153L73 156L76 157V156L78 155V154H77V155H76ZM88 154H89V152H88ZM78 156H79V155H78ZM85 156H86V157H89L90 155L87 156V153H86ZM172 156H173V155H172ZM11 157H12V156H11ZM243 157H244V156H243ZM77 158H78V157H77ZM255 158H256V157H255ZM259 158H260V157H259ZM261 158H262V157H261ZM81 159H82V158H81ZM170 159H171V158H170ZM19 160H20V159H19ZM88 160H90V159H88ZM93 160H94V159H93ZM171 160H172V159H171ZM11 161H12V160H11ZM245 161H246V160H245ZM87 162H88V161H87ZM167 162H168V160H167ZM5 163H6V162H5ZM243 163H244V162H243ZM251 164H252V163H251ZM263 165H264V164H263ZM15 166H16V165H15ZM1 167H2V166H1ZM13 167H14V166H13ZM18 168H19V167H18ZM252 168H253V167H252ZM12 169H13V168H12ZM12 169H11V170H12ZM243 169H244V168H243ZM17 170H18V169H17ZM253 170H254V169H253ZM15 171H16V170H15ZM150 177H151V176H150ZM153 177H154V176H153ZM157 177H158V176H157ZM157 177H156V178H157ZM1 178H2V177H1ZM1 180H2V179H1ZM150 180H151V179H150ZM0 182H1V181H0ZM1 184H2V182H1ZM2 186L4 187V185H3V184L0 185L1 189L3 188ZM5 187H6V186H5ZM87 188H89V187H87ZM5 189H6V188H5ZM89 189H90V188H89ZM2 190H3V189H2ZM96 193H97V191H96ZM89 195H90V194H89ZM99 195H100V194H99ZM261 197H262V196H261ZM107 202H108V201H107ZM112 204H113V203H112ZM254 204H256V202H255ZM261 204H262V203H261ZM261 204H260V205H261ZM256 205H257L256 207H258V204H256ZM114 206H115V205H114ZM244 207H245V206H244ZM244 207H243V208H244ZM253 207H254V206L252 205L251 208H253ZM249 208H250V207H249ZM244 209H245V208H244ZM244 209H243V210H244ZM254 209H255V207H254ZM260 209H262V207H261ZM116 210H117V209H116ZM256 210H259V209L256 208L255 211H256ZM262 210H263V209H262ZM262 210H260L262 214H259V213H258V212H260V211H258V212L256 211V212H257V213H256V216H257V215H262V216H258V219H260L261 217H262V218L264 217V216H263V213H264V212H263ZM112 211H113V210H112ZM249 211H250V209H249ZM253 212H254V211H253ZM249 213H251V212H249ZM154 214H155V213H154ZM252 214H254V213H252ZM145 215H146V214H145ZM250 215H251V214H250ZM152 216H153V215H152ZM251 216H252V215H251ZM259 217H260V218H259ZM134 218H135V217H134ZM134 218H133V219H134ZM150 218H151V217H150ZM156 218H157V217H156ZM250 218H251V217H250ZM254 218H256V217H254ZM131 219H132V218H131ZM142 219H143V218H142ZM151 219H152V218H151ZM247 219H249V217H248ZM258 219H257V220H258ZM153 220H154V219H153ZM251 220L253 221L254 219H251ZM263 220H264V219H261L260 221H259V220H258V221H259L260 224H261V221H262V223H264ZM2 221H3V220H2ZM133 221H134V220H133ZM133 221H132V222H133ZM252 221H251V222H252ZM254 221H255V220H254ZM150 222H151V221H150ZM246 222H247V221H246ZM249 222H250V221H249ZM249 222L246 223V227H247V225H248ZM259 222H256L257 225H258ZM134 223H135V222H134ZM135 224H136V223H135ZM138 224H140V223L138 222ZM147 224H148V223H147ZM156 224H157V223H156ZM244 224H245V223H244ZM250 224H251V225H250ZM250 224H249V225L252 226V223H250ZM253 224H254V222H253ZM260 224H259V227H262V228L264 229V227H263L264 224H262V226H260ZM140 225H141V224H140ZM236 225H237V224H236ZM136 226H137V225H136ZM142 227H143V226H142ZM143 228H145V226H144ZM241 228H242V227H241ZM262 228H260V229H262ZM238 229H239V228H238ZM247 229H248V228H247ZM258 229H259V228H258ZM263 229H262V230H263ZM248 230H249V229H248ZM250 230H251V229H250ZM262 230H261V231H262ZM149 231H150V230H149ZM246 231H247V230H246ZM263 231H264V230H263ZM263 231H262V233H261V232H260V233H261V234H264ZM239 232H240V231H239ZM244 233H245V232H244ZM247 233H248V232H247ZM244 235H245V234H244ZM249 235H250V234H249ZM240 236H241V235H240ZM262 236H263V235H262ZM262 236H261V237H262ZM249 238H250V237H249ZM154 240H155V238H154ZM244 240H245V239H244ZM244 240H243V241H244ZM150 241H151V240H150ZM241 243H242V242H241ZM237 244H238V243H237ZM246 245H248V244H246ZM228 246H229V245H228ZM228 246H226V247H228ZM254 246H255V245H254ZM229 247H230V246H229ZM243 247H244V246H243ZM257 248H258V247H257ZM262 248H263V246H262ZM251 249H252V248H251ZM226 250H227V248H226ZM254 250H255V249H254ZM256 250H257V249H256ZM221 251H222V250H221ZM223 251H224V250H223ZM250 251H251V250H250ZM252 251H253V250H252ZM260 251H261V250H260ZM109 252H110V251H109ZM227 252H228V251H227ZM233 252H234V251H233ZM112 253H113V252H112ZM246 253H248V252H246ZM258 254H259V253H258ZM237 255H238V254H237ZM260 255H261V254H260ZM246 256H247V255H246ZM255 256H256V255H255ZM261 256H262V257H261ZM261 256H260V257L257 256V257L260 258V259H261V258L263 259V255H261ZM219 257H221V256H219ZM250 257H251V256H250ZM250 257H249V258H250ZM220 259H221V258H220ZM227 259H228V258H227ZM260 259H259V260H260ZM106 260H107V259H106ZM241 260H242V259H241ZM216 261H217V260H216ZM218 261H219V260H218ZM223 262H224V261H223ZM259 262H260V261H259ZM214 263H215V260H214ZM214 263H212V264H214ZM260 263H261V262H260ZM97 264H98V263H97Z\"/></svg>",
	"mask_w": 264,
	"mask_h": 264
}]
</instances>
